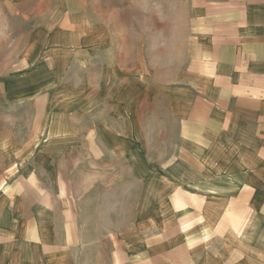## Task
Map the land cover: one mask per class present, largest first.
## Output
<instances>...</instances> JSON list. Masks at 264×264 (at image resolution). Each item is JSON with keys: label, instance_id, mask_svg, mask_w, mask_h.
Wrapping results in <instances>:
<instances>
[{"label": "crops", "instance_id": "0c3cea01", "mask_svg": "<svg viewBox=\"0 0 264 264\" xmlns=\"http://www.w3.org/2000/svg\"><path fill=\"white\" fill-rule=\"evenodd\" d=\"M194 4L189 54L163 77L97 0H0V264L82 260L61 159L98 167L80 177H99L106 213L127 196L99 264H264V0ZM25 102L47 133L36 146L8 139ZM104 106L112 123L55 130L61 109Z\"/></svg>", "mask_w": 264, "mask_h": 264}, {"label": "rangeland", "instance_id": "374dc122", "mask_svg": "<svg viewBox=\"0 0 264 264\" xmlns=\"http://www.w3.org/2000/svg\"><path fill=\"white\" fill-rule=\"evenodd\" d=\"M194 2L195 0H97V6L99 13L105 14L115 24H119L126 30V35H129L130 40L134 42L139 59L141 62L145 61L144 69L164 77L175 72L176 66L181 63V58L185 59L189 54L191 13H193V10L195 13L197 9ZM0 108L5 107L2 105ZM7 109L15 112L16 109L19 111L20 108H16L14 104L12 106L8 104ZM21 110L22 116L17 118L21 122L17 124V127L14 126L12 131L9 130L8 133L10 144L14 145L17 143L19 145L20 141H24V143L35 141V146L38 143L42 144L43 140H47V133L41 132V134L37 135V133L32 131V125L35 121V110L32 108L31 102H25ZM64 110L61 109V113L54 119L56 121V131H62L69 120L73 129L92 128L102 122L104 124L112 123L111 108L109 106H104V108L98 109L96 112L91 111L85 118L81 117L80 114L78 115L81 118L78 115L65 118L63 116ZM119 121L120 119L116 123L119 124ZM55 134L57 139L64 135V133ZM77 136L79 137V133H77ZM87 136L89 134L84 135V137ZM33 150V148L29 149V154ZM51 151L59 152L63 151V149L49 150L41 148L40 156L46 157L48 152ZM77 152L79 153V151ZM60 161V164L59 162L57 163L56 168L61 172L64 168L70 169V173H66V180H56L54 183L61 188V192H63V189H65L64 185H66V191L70 197L69 199H71L69 204L73 213H77L79 217L86 221H84L85 224H79L82 229L83 247L80 250L78 249V252L82 254V260L78 263L99 264V252L111 250V244L106 239L102 241V238L110 235L113 226L122 225L110 223H114V221L116 223L123 222L127 217L125 210L127 208L126 205H128L127 196L121 194L120 206L115 213H106V210L111 209V203L110 198L102 199L99 197V193L101 194L102 191V188L99 189V177L97 180L93 177L92 181L81 180L80 177V168L88 169L89 173L91 171L95 173L94 175H97L96 173H99V169L96 168L98 167L93 168L89 164L76 165L74 167L73 165H65L63 159ZM43 162L46 163V160H43ZM44 183L52 184L51 181H45ZM87 186L89 188L93 187V189L88 194L83 195V190ZM127 190V183L120 187L121 192H127ZM99 200L104 201L103 205H101L103 210L100 213ZM100 220L108 224H99Z\"/></svg>", "mask_w": 264, "mask_h": 264}]
</instances>
